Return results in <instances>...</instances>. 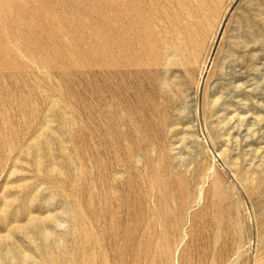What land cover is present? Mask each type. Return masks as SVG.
<instances>
[{
    "label": "rangeland",
    "instance_id": "rangeland-1",
    "mask_svg": "<svg viewBox=\"0 0 264 264\" xmlns=\"http://www.w3.org/2000/svg\"><path fill=\"white\" fill-rule=\"evenodd\" d=\"M0 264H264V0H0Z\"/></svg>",
    "mask_w": 264,
    "mask_h": 264
},
{
    "label": "bare ground",
    "instance_id": "bare-ground-1",
    "mask_svg": "<svg viewBox=\"0 0 264 264\" xmlns=\"http://www.w3.org/2000/svg\"><path fill=\"white\" fill-rule=\"evenodd\" d=\"M148 4H149V3H148ZM145 5H147V4H145ZM150 5H151V4H150ZM145 7H146V6H145ZM147 7H148V6H147ZM147 7H146V8H147ZM150 7H151V6H150ZM151 9H152V8H151ZM151 9H150V10H151ZM148 10H149V9H148ZM130 11H131V10H130ZM148 12H149V11H148ZM149 13H150V12H149ZM130 14H131V13H130ZM146 14H147V13H146ZM150 14H151V13H150ZM147 15H148V14H147ZM132 18H133V16H132ZM150 19H151V18H150ZM129 21H131V20H129ZM136 23H137V22H136ZM127 26H128V25H127ZM137 26H138V24H137ZM131 27H132V26H131ZM136 28H137V27H136ZM136 28H135V29H136ZM135 29H133V30H135ZM145 29H146V28H145ZM134 32H135V31H134ZM131 33H132V32H131ZM132 34H133V33H132ZM126 39H127V38H126ZM130 43H131V42H130Z\"/></svg>",
    "mask_w": 264,
    "mask_h": 264
}]
</instances>
